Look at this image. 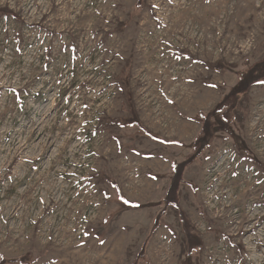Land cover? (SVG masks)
Here are the masks:
<instances>
[{"label": "rangeland", "instance_id": "rangeland-1", "mask_svg": "<svg viewBox=\"0 0 264 264\" xmlns=\"http://www.w3.org/2000/svg\"><path fill=\"white\" fill-rule=\"evenodd\" d=\"M0 8V264H264V0Z\"/></svg>", "mask_w": 264, "mask_h": 264}, {"label": "trees", "instance_id": "trees-1", "mask_svg": "<svg viewBox=\"0 0 264 264\" xmlns=\"http://www.w3.org/2000/svg\"><path fill=\"white\" fill-rule=\"evenodd\" d=\"M6 14H12V16H14L16 19H20L18 14L13 10H10L8 8H0V16ZM262 81H264V59L249 67V69L241 75L236 89L228 93L213 110H211L207 114H201V117L203 119L202 128L194 142L196 153L202 152V150L210 144L211 138L213 136L211 118L214 115L220 114L222 120L224 121V124L226 123L225 128L228 129V123L233 120L234 109L238 106V95L241 93H247L251 86L259 84ZM179 167L180 166H176L175 168L177 177L167 195V202L172 204H175L177 202L176 189L179 178L181 177V174H178ZM183 223L184 231L188 238L190 248L193 249L202 246L200 237L195 235V233L193 232V228L190 226L189 221L186 217L183 218Z\"/></svg>", "mask_w": 264, "mask_h": 264}]
</instances>
